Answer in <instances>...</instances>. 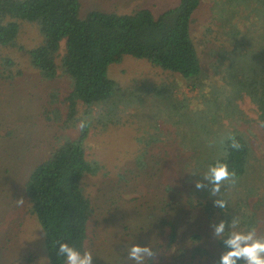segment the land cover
<instances>
[{"label": "rangeland", "instance_id": "rangeland-1", "mask_svg": "<svg viewBox=\"0 0 264 264\" xmlns=\"http://www.w3.org/2000/svg\"><path fill=\"white\" fill-rule=\"evenodd\" d=\"M178 1L80 0L79 13H130L147 8L157 15ZM18 23L17 46H0V264H48L43 232L28 211L22 184L34 165L64 137L76 136L84 122L88 129L86 156L97 167L82 181L96 210L84 243V251L93 255V264H135L126 258L134 244L156 251L154 262L146 260V264H191L189 255L179 260L172 253V225L178 228L179 242L187 244L188 235L196 234L202 236L198 244L214 253V241L208 237L209 219L226 208L214 207L195 188V156L176 144L174 127L163 121L169 113L164 107L167 98H158L154 91L166 86L176 99L199 108L201 96H210L212 86L233 89L232 82L242 79L239 71L251 59L259 63L257 69H263V0H202L191 24V37L207 76L201 91L145 59L124 55L121 62L110 64L107 76L133 102L129 107L124 101L117 121L105 122L107 125L99 121L103 112L96 107L86 109L90 111L85 116L79 105V112L67 117L70 79L60 67L54 79L41 78L30 64L27 50L38 46L42 36L34 23ZM63 51L64 41L60 42V56ZM5 58L13 64L5 66ZM237 94L241 120L233 123L234 128L248 138L252 153L246 176L226 190L230 197L226 204L231 213L254 219L257 235L264 237V123L249 95L244 90ZM52 109L59 112L58 121L50 113ZM224 123L227 125L226 120ZM21 197L25 200L22 205L17 203Z\"/></svg>", "mask_w": 264, "mask_h": 264}, {"label": "trees", "instance_id": "trees-1", "mask_svg": "<svg viewBox=\"0 0 264 264\" xmlns=\"http://www.w3.org/2000/svg\"><path fill=\"white\" fill-rule=\"evenodd\" d=\"M201 2L179 0L175 6L157 15L147 8H139L130 13L90 10L82 16L80 0H0V46H17L18 20L34 23L42 40L38 46L27 50L30 64L44 80L54 79L58 67L70 79L71 88L65 98L69 108L67 117L79 112L81 105L85 116L90 111L86 109L96 107L103 112L99 121L113 123L117 121V113L123 110L124 101L127 100L125 104L129 107L133 102V98L125 96V89L107 76L108 66L121 62L124 55L148 60L163 71L181 76L191 89L202 90L207 76L191 37L192 20ZM62 41L64 51L60 56ZM57 57H60L59 64ZM3 63L5 66L13 64L8 58L3 59ZM258 64L253 59L250 64L248 61L239 71L242 79L232 82L233 89L212 86L210 96H201L203 105L199 108H192L187 100L176 99L166 86L154 91L158 98H167L164 107L169 113L163 121L174 127L176 144L195 156L193 174L196 181L207 185L200 193L212 203L215 199H224L228 203L230 197L226 190L232 186L225 184L220 194L211 196V185L203 180L210 165L217 160L226 162L229 170L235 171L238 177L236 185L249 169L250 142L233 123L241 120L237 104V93L241 90L256 104L264 123V68L257 69ZM50 113L56 121L60 119L57 110L52 109ZM45 118L50 120L47 113ZM154 124L155 121L150 125ZM81 125L76 136H66L52 147L48 155L34 165L22 184L28 211L43 232L42 243L48 264H65V259L58 255V242L68 243L83 253L88 225L96 216L92 201L82 188L84 176L95 173L97 167L87 159L85 137L88 129L86 122ZM229 136H234L240 143L238 150L230 146ZM234 217L239 218L238 227L227 228L225 238L230 231L246 232L254 226V219L231 213L229 206L223 213L212 214L209 221L210 225L220 220L230 222ZM173 226L170 244L172 253L179 260L189 255L191 264H219L221 254L228 250L222 239L214 238L211 226L208 237L214 241V253L198 244L202 236L196 234L188 235L186 241L190 242L182 244L178 241V228Z\"/></svg>", "mask_w": 264, "mask_h": 264}, {"label": "clouds", "instance_id": "clouds-1", "mask_svg": "<svg viewBox=\"0 0 264 264\" xmlns=\"http://www.w3.org/2000/svg\"><path fill=\"white\" fill-rule=\"evenodd\" d=\"M83 126V124L81 125ZM264 127V124L261 125ZM231 147L239 149L240 143L236 141L234 136H229ZM223 143V141H222ZM238 177L235 171H230L228 164L217 160L214 164L207 168L203 175V180L211 185L209 193L216 197L221 192L222 186L229 184L234 187L237 183ZM207 187L205 183L200 180L195 181V188L197 190H204ZM24 198L17 199V203L22 205ZM213 206L225 209L227 204L224 199H215ZM239 224V218L234 217L230 222L220 220L218 223L213 222L210 226L213 229L214 238L222 239L227 251L220 256L219 264H238L242 261L243 264H264V237L257 235L255 227L248 231H230L225 238L227 228L236 229ZM58 255L65 259V264H93V255L91 251H84L81 253L77 248L70 246L68 243H59ZM156 251L150 246H141L138 244L132 245L127 252V259L135 261V264H146V260H152Z\"/></svg>", "mask_w": 264, "mask_h": 264}]
</instances>
